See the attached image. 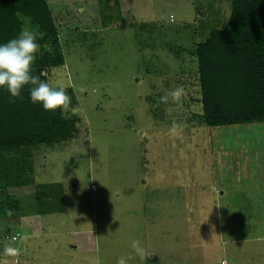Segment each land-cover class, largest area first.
I'll list each match as a JSON object with an SVG mask.
<instances>
[{"label":"rangeland","instance_id":"1","mask_svg":"<svg viewBox=\"0 0 264 264\" xmlns=\"http://www.w3.org/2000/svg\"><path fill=\"white\" fill-rule=\"evenodd\" d=\"M48 1L65 55L51 84L73 88L77 131L31 148L34 183L7 191L23 211L1 218L0 264H264V123L190 118L202 112L190 53L231 2ZM42 183L62 186L63 211L37 212Z\"/></svg>","mask_w":264,"mask_h":264},{"label":"trees","instance_id":"2","mask_svg":"<svg viewBox=\"0 0 264 264\" xmlns=\"http://www.w3.org/2000/svg\"><path fill=\"white\" fill-rule=\"evenodd\" d=\"M229 1L225 26L210 31L190 53L202 106V112L190 118L210 127L264 123V0ZM25 26L37 32L41 45L33 72L43 70L41 79L51 83L53 71L65 65V55L49 1L0 0V43ZM64 87L71 105L64 116L32 104L27 88L17 98L0 89V226L1 218L16 220L22 214L21 199L7 191L34 183L31 148L70 140L77 131L71 111L77 98L71 86ZM35 189L40 215L63 211L59 183L37 184ZM4 228L10 231L8 225Z\"/></svg>","mask_w":264,"mask_h":264},{"label":"clouds","instance_id":"3","mask_svg":"<svg viewBox=\"0 0 264 264\" xmlns=\"http://www.w3.org/2000/svg\"><path fill=\"white\" fill-rule=\"evenodd\" d=\"M41 45L38 42V34L27 26L22 27L20 32L4 43H0V89H6L11 97H20L25 88L32 104H38L49 113L59 112L61 116L69 110L70 96L63 85H53L44 76L43 70L37 75L33 72V65ZM183 93V87L177 86L159 99L167 101L169 96L173 100L178 99ZM72 112L76 111L73 106ZM179 125L173 121L169 132L175 133ZM131 248L141 259L146 249L140 240H133ZM17 249L6 246L3 249L4 255L14 256ZM116 264H128V257L121 255L117 258Z\"/></svg>","mask_w":264,"mask_h":264},{"label":"built area","instance_id":"4","mask_svg":"<svg viewBox=\"0 0 264 264\" xmlns=\"http://www.w3.org/2000/svg\"><path fill=\"white\" fill-rule=\"evenodd\" d=\"M18 238H19V235L15 234V235L12 236V241H16V240H18ZM12 264H18L17 260H15Z\"/></svg>","mask_w":264,"mask_h":264}]
</instances>
